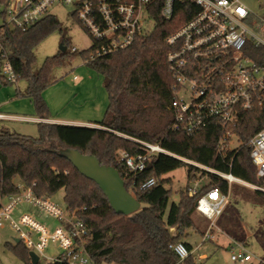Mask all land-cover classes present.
I'll return each instance as SVG.
<instances>
[{
	"label": "trees",
	"instance_id": "16d2710c",
	"mask_svg": "<svg viewBox=\"0 0 264 264\" xmlns=\"http://www.w3.org/2000/svg\"><path fill=\"white\" fill-rule=\"evenodd\" d=\"M197 10L190 3L177 1L171 20H166L159 8L152 10L156 25L150 34L137 37L126 49L101 56H97V51L103 43L90 36L75 10L71 17L93 40V45L80 52L79 57L102 76L108 93L105 115L95 123L99 128L39 123L38 138L9 129L0 132V197L19 194L18 183H23L41 199H51L64 191L67 209L90 231L86 249L97 264H181L175 246L182 243L192 252L193 245L185 241L190 237L189 231L202 237L206 233L194 219L198 213V198L213 188L223 193L229 190L227 181L217 175L167 155L154 159L144 172H129L118 162L117 154L120 151L139 153L135 140L159 144L185 160L231 173L258 187L264 186V180L257 177L251 162L249 147L244 146L237 153L221 150L223 127L219 123L213 122L191 136L171 130L174 115L170 106L176 93L167 63L170 51L167 39L191 20ZM54 32L62 36L66 52L60 51L38 67L36 50ZM0 39L8 58L4 57L0 46V83L12 84L2 73L9 62L17 82H26L23 95L32 100L37 116L50 119L43 93L57 81V72L70 65L77 56L76 51H69L68 28L50 14L26 32L3 28ZM91 56L95 58L91 60ZM229 130L242 142H248L264 130V108L242 112L237 124ZM66 148L94 155L102 165L115 167L126 189L140 202L141 209L129 216L115 213L98 185L59 156V150ZM181 168H187L189 180H196L199 173L207 176L210 183L195 196H190L187 186L179 193L178 201H172V181L165 176ZM151 178L156 179V184L142 189L140 186ZM255 194L264 206V193L255 190ZM224 214L218 221L220 227L235 242L247 246L238 221L233 215L227 218ZM7 247L22 264H32L29 251L22 242L7 244ZM262 247L264 249V243ZM192 257L190 255L184 263L195 264ZM263 262L264 257L258 264Z\"/></svg>",
	"mask_w": 264,
	"mask_h": 264
},
{
	"label": "built area",
	"instance_id": "2783aa9c",
	"mask_svg": "<svg viewBox=\"0 0 264 264\" xmlns=\"http://www.w3.org/2000/svg\"><path fill=\"white\" fill-rule=\"evenodd\" d=\"M177 1L190 3L198 10L191 20L167 39L170 48L167 63L176 93L170 106L174 115L171 130L191 136L213 122L219 123L223 127L221 150L237 153L242 147H249L257 177L264 180V130L246 143L229 130L237 124L242 112L264 108V20L249 12L241 0H0L4 7L0 31L7 27L26 32L50 15L54 6H73L90 36L103 43L97 51V56H101L126 49L137 37L150 34L156 25L152 10L159 8L161 15L171 20ZM150 24H153L152 30H148ZM0 46L7 58L1 39ZM94 58L91 56V60ZM4 72L12 84L17 83L9 62L4 66ZM3 118L0 115V119ZM135 142L139 145V153L120 151L117 154L118 162L131 173L144 172L154 159L167 155L227 181V193L213 188L197 200L198 214L209 222L202 244L214 239V231H219L217 222L230 203L233 184L264 193V186H252L231 173L185 160L159 144ZM234 143L237 145L233 146ZM155 184L156 179L151 178L140 187L147 189ZM17 188L19 194L5 197L8 200L6 206L2 205L4 198L0 197V229L9 225L19 234L20 242L29 253H35L39 260L44 258L46 264H97L86 249L90 231L82 220L68 209L64 211L53 205L50 199L38 198L23 183H18ZM198 192L196 188L190 189V196ZM23 202L50 214L61 222V227L50 231L29 215L14 221L12 214ZM23 228L28 231L24 232ZM236 244L239 249L232 253L231 261L251 262L252 256L242 245ZM51 245L56 246L59 253L47 257L45 251ZM174 250L181 262L194 252H189L182 243Z\"/></svg>",
	"mask_w": 264,
	"mask_h": 264
},
{
	"label": "rangeland",
	"instance_id": "374dc122",
	"mask_svg": "<svg viewBox=\"0 0 264 264\" xmlns=\"http://www.w3.org/2000/svg\"><path fill=\"white\" fill-rule=\"evenodd\" d=\"M241 3L249 12L264 20L263 0H241ZM3 10L4 7L0 4V25L4 20L2 16ZM74 11L73 6H54L51 9L50 13L55 15L64 27L68 28V37L70 38L69 51L75 50L77 56L70 65L61 68L57 72V81L44 91L43 97L50 110V117L73 120L90 119L91 121L98 122L103 119L107 110L109 104L108 93L105 89L102 76L92 71L79 57L80 52L88 50L93 45V40L71 17V13ZM152 29L153 24H150L148 30ZM62 41L63 38L59 32H54L45 39L36 50L38 67L42 66L47 58L56 56L60 52L61 46H63ZM2 73L3 75L5 74L4 69ZM83 82L85 83V88H77ZM25 89V81L9 85V90H4L0 83V98H6L8 94H13L16 97L17 90L24 91ZM3 111L20 117H28L35 113V107L30 99L19 97L11 101ZM3 128L34 138L40 136L38 126L29 122L0 123V131ZM236 145V143L233 144V146ZM165 178L172 181L171 189L174 192L172 201H178L179 193L185 191L187 186L190 187L189 189L196 188V190L200 191L210 183L207 176L203 177L199 173L196 174V180H189L187 168L173 171L166 175ZM250 185L256 186L254 184ZM64 195V191H60L50 199V203L66 211L67 206L64 201ZM231 195L233 196L230 198V203L224 216L228 218L233 215V218L240 224V231L244 236V243L247 246L242 243L239 244L253 258L251 262L245 264H258L259 259L264 257V249L262 247V243H264V206L261 203V198L256 196L255 190L251 187L239 184H233ZM234 195L237 199H235ZM1 203L3 206H6L8 203L7 198H4ZM232 210L233 212H231ZM24 215L31 216L37 223L45 226L50 231L61 227L59 220L27 202L21 203L14 210L12 219L18 222ZM194 219L198 226L205 230V232L208 231L209 222L204 217L195 213ZM217 226L219 231H214V239L208 240L204 244H202L201 235L196 234L193 230L189 231L190 237L185 241L193 245L195 249L201 244L199 249L193 252L192 259L194 263L241 264L231 261L232 253L239 249L236 244L237 242L223 231L218 222ZM23 231L27 232L28 229L23 228ZM14 239H19V234L15 233L9 225L6 224L0 229V261L2 264H22L21 260L7 247V244H16ZM56 253H59V250L54 245L49 246L45 251L47 257H52ZM202 255L206 257L202 258ZM40 264H46L44 258H41ZM181 264L186 263L182 262Z\"/></svg>",
	"mask_w": 264,
	"mask_h": 264
},
{
	"label": "water",
	"instance_id": "95a60500",
	"mask_svg": "<svg viewBox=\"0 0 264 264\" xmlns=\"http://www.w3.org/2000/svg\"><path fill=\"white\" fill-rule=\"evenodd\" d=\"M60 51L66 52V47L61 46ZM58 154L68 160L81 175L98 185L115 213L129 216L141 209L140 202L126 189L115 167L102 165L96 156L84 155L77 149H61ZM15 242L18 244L20 240L15 239ZM29 257L32 264H40L35 253L30 252Z\"/></svg>",
	"mask_w": 264,
	"mask_h": 264
},
{
	"label": "crops",
	"instance_id": "0c3cea01",
	"mask_svg": "<svg viewBox=\"0 0 264 264\" xmlns=\"http://www.w3.org/2000/svg\"><path fill=\"white\" fill-rule=\"evenodd\" d=\"M2 86H3L4 90H9V85H2ZM26 88H27V84H26ZM77 88L84 89L85 83L83 82ZM25 90L24 91L17 90V95H15L16 97H14L13 94H10V95L8 94L6 98H3V97L0 98V115L4 116L3 119H0V123L23 121V122H29V123L36 124L37 126L39 123H46V124H62V125H74V126H84V127H94V128L99 127V126L95 125V123H97V122L91 121L90 119L73 120V119H60V118H56V117L55 118L50 117V119H41L37 116L36 111H35V113H33V115H30L28 117H20V116H16V115L4 112L3 110L8 106V104L11 101L18 99L19 97L20 98L26 97L23 95ZM11 96H13L14 98ZM26 98L30 99L29 97H26ZM30 101L32 102L31 99H30ZM4 129H7V128H3L2 130H4ZM197 249H199V246L196 249L194 248L193 251H195ZM205 257H206L205 255H202V258H205Z\"/></svg>",
	"mask_w": 264,
	"mask_h": 264
}]
</instances>
